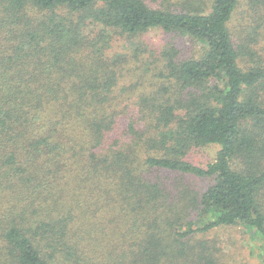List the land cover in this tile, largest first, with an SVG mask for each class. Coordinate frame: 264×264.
Masks as SVG:
<instances>
[{
	"label": "trees",
	"instance_id": "trees-1",
	"mask_svg": "<svg viewBox=\"0 0 264 264\" xmlns=\"http://www.w3.org/2000/svg\"><path fill=\"white\" fill-rule=\"evenodd\" d=\"M241 3L0 0V264H219L207 235L239 226L264 247V0ZM118 38L151 90L116 91Z\"/></svg>",
	"mask_w": 264,
	"mask_h": 264
},
{
	"label": "rangeland",
	"instance_id": "rangeland-1",
	"mask_svg": "<svg viewBox=\"0 0 264 264\" xmlns=\"http://www.w3.org/2000/svg\"><path fill=\"white\" fill-rule=\"evenodd\" d=\"M249 12L248 0H242L236 14V20L241 21L247 19L245 22H249ZM145 38L148 41L151 40V44H164L165 46L169 43L176 44V46H179V48L182 49L184 54H189L188 52H193L196 49V46H193L188 40L174 37L173 34H167L162 31H152L147 33L144 35L142 40ZM136 46L132 44V41L123 38H118L115 42H113V48L110 51V55H115L117 57L122 55V59L125 57L127 58V62L121 64V61L119 63V66H123L126 71L124 70V72L121 73V80L118 84L116 90L117 92H122V89L126 87V90H130V86H135L132 90L133 94L137 95L140 92L151 90L149 87L156 82L155 79H152V82L149 83V81H146L149 78L146 77L141 78L143 79V82L140 80L139 82L135 81L137 78L133 77V73L130 72L131 68L135 69V67L138 68L139 66H144L142 69L140 68L143 71L146 66H149L148 69L155 68L157 66L150 54V58L145 62L146 65H142V63L140 64L137 62L136 58L133 56V51L136 50ZM155 70L157 74H160V70L158 68ZM143 73L145 72L143 71ZM154 75L156 74L150 72V75L148 76L152 78ZM122 95L126 96L125 94ZM217 151L218 147L215 145H209L201 148L195 147L190 151L189 156L194 162L204 166L209 162L214 161ZM193 180L198 187L203 190L213 182V179L210 177L195 178ZM207 236L218 240V245L221 247V252L219 253L221 255L219 264H264V247L261 240L257 238L252 230L245 228L244 226L221 228L219 231L212 232Z\"/></svg>",
	"mask_w": 264,
	"mask_h": 264
}]
</instances>
